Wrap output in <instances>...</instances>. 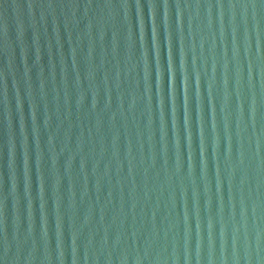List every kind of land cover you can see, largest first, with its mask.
<instances>
[{
    "label": "water",
    "instance_id": "95a60500",
    "mask_svg": "<svg viewBox=\"0 0 264 264\" xmlns=\"http://www.w3.org/2000/svg\"><path fill=\"white\" fill-rule=\"evenodd\" d=\"M0 264H264V0H0Z\"/></svg>",
    "mask_w": 264,
    "mask_h": 264
},
{
    "label": "snow or ice",
    "instance_id": "6c2138e0",
    "mask_svg": "<svg viewBox=\"0 0 264 264\" xmlns=\"http://www.w3.org/2000/svg\"><path fill=\"white\" fill-rule=\"evenodd\" d=\"M162 89H163V79H162Z\"/></svg>",
    "mask_w": 264,
    "mask_h": 264
}]
</instances>
